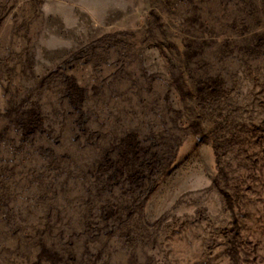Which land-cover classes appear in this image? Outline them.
Returning a JSON list of instances; mask_svg holds the SVG:
<instances>
[{
  "label": "rangeland",
  "instance_id": "374dc122",
  "mask_svg": "<svg viewBox=\"0 0 264 264\" xmlns=\"http://www.w3.org/2000/svg\"><path fill=\"white\" fill-rule=\"evenodd\" d=\"M0 264H264V0H0Z\"/></svg>",
  "mask_w": 264,
  "mask_h": 264
}]
</instances>
